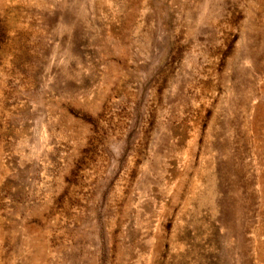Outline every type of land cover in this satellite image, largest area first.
<instances>
[{"label":"rangeland","instance_id":"374dc122","mask_svg":"<svg viewBox=\"0 0 264 264\" xmlns=\"http://www.w3.org/2000/svg\"><path fill=\"white\" fill-rule=\"evenodd\" d=\"M0 264H264V0H0Z\"/></svg>","mask_w":264,"mask_h":264}]
</instances>
